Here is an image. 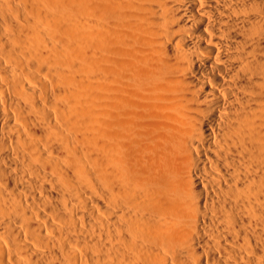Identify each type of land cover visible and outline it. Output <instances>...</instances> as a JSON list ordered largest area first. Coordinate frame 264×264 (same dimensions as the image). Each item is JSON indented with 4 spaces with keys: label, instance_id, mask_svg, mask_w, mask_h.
I'll return each instance as SVG.
<instances>
[{
    "label": "bare ground",
    "instance_id": "6f19581e",
    "mask_svg": "<svg viewBox=\"0 0 264 264\" xmlns=\"http://www.w3.org/2000/svg\"><path fill=\"white\" fill-rule=\"evenodd\" d=\"M0 264H264V0H0Z\"/></svg>",
    "mask_w": 264,
    "mask_h": 264
}]
</instances>
